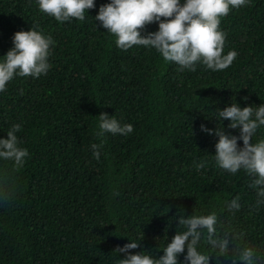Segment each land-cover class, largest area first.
<instances>
[{"label": "trees", "instance_id": "obj_1", "mask_svg": "<svg viewBox=\"0 0 264 264\" xmlns=\"http://www.w3.org/2000/svg\"><path fill=\"white\" fill-rule=\"evenodd\" d=\"M109 2L94 0L84 20L61 23L42 13L38 0H0V61L17 31L38 26L54 41L47 74L15 76L0 92V138L20 124L19 146L29 153L9 176L7 201L0 199V264H119L125 254L114 250L139 239L130 254L159 257L184 230L180 216L212 211L218 232L244 237L209 264H231L237 246L254 248L264 264V204L256 206L243 171L216 165L218 137L201 130L222 127L239 136L219 110L264 104V0L221 20L224 53L238 54L232 65L213 71L198 63L195 72L181 71L152 47L118 48L95 19ZM157 30L154 22L142 35ZM101 113L133 131L99 137ZM262 138L264 126L252 142ZM92 144H102L99 160ZM201 161L207 164L197 170ZM11 163L0 160V177ZM236 196L241 208L228 212L225 202ZM199 251L213 252L203 238ZM186 254L178 264H186Z\"/></svg>", "mask_w": 264, "mask_h": 264}, {"label": "clouds", "instance_id": "obj_2", "mask_svg": "<svg viewBox=\"0 0 264 264\" xmlns=\"http://www.w3.org/2000/svg\"><path fill=\"white\" fill-rule=\"evenodd\" d=\"M250 0H110L99 8L95 17L101 26L115 37L116 46L128 50L133 46H145L156 49L164 61L174 62L183 71L195 72L198 63L207 69L223 71L229 68L237 52L224 53L227 34L220 29L222 18L232 9L242 8ZM39 10L50 15L58 22L70 19L84 20L88 9L95 7L94 0H38ZM158 23V30L142 35L146 25ZM13 47L0 61V92L15 76L38 78L47 74L51 65L48 58L54 41L51 35H45L38 26L28 31L14 33ZM246 99V98H245ZM220 120H228V128H239V136L226 133L222 127L201 130L218 137L215 144L214 159L216 165L233 175L243 171L251 178L249 187L256 190V206L264 204V138L256 143L252 138L257 130L264 126V104L258 107L241 108L237 103L219 110ZM99 131L113 135H127L133 131L131 124H123L114 115L101 113ZM20 124H13L7 132V138H0V160L11 161V167L3 169L0 177V199L7 201L6 190L10 174L19 172L29 155L26 148L19 146L16 135ZM238 140L243 146L238 145ZM93 157L99 160L102 144H92ZM207 161L196 164V169L204 168ZM118 195V193H117ZM240 197L225 202L228 212L239 211ZM219 217L216 211L207 215L180 216L178 226L183 231L176 232L170 243L163 248V255L156 257L145 253L130 254L129 250L139 247V240H129L123 247L114 251L124 253L125 258L119 264H178V256L185 252L186 264H209L210 257L226 256L232 253L234 242L243 239L244 233L236 231L218 232ZM202 238L213 250L212 254L202 253L199 246ZM231 245V247H230ZM237 255L231 264H257L256 250L248 246H237Z\"/></svg>", "mask_w": 264, "mask_h": 264}]
</instances>
